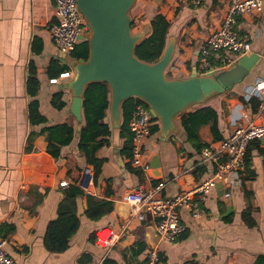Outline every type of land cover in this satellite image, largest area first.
Listing matches in <instances>:
<instances>
[{
	"label": "crops",
	"instance_id": "1",
	"mask_svg": "<svg viewBox=\"0 0 264 264\" xmlns=\"http://www.w3.org/2000/svg\"><path fill=\"white\" fill-rule=\"evenodd\" d=\"M263 1V0H262ZM53 0H0V238L6 239V252L18 264H102L109 256L118 264H141L142 252L135 259L123 252L142 241H156L155 219L146 211L139 220L132 212L126 196L134 189H148L155 182H162L161 195L171 198L180 191L192 188L210 177L214 171L211 162H201L200 154L182 135L181 116L175 120L177 130L163 137L159 130L150 134L144 145L150 164L156 157L160 177L136 174L127 156L122 152L125 138L120 129L113 130L110 115L106 122L110 135L96 156L103 160L96 184L93 166L82 161L81 176L76 183L83 195L76 199L79 227L69 239L68 247L61 252H50L44 244L48 223L57 215V208L67 187H59L67 179L68 164L61 156L53 159L46 152L43 135L37 134L28 142L31 132L38 133L44 126L69 123L75 127V139L63 153H77V133L80 131L70 113L71 93L65 87L72 76L68 57L62 58L49 35V25L55 20ZM226 11V0H205L194 7L186 0H136L130 10L132 30L149 34V24L156 14L169 22V33L175 36V52L169 66L172 77H187L198 67L200 47L212 29L218 28ZM238 32L251 42V53L259 55L250 71L233 65L216 69L218 74L233 75L229 89L232 96H216L209 104L219 117L223 137L235 125L246 124L252 119L264 118V105L252 112L240 100L246 87L257 78L264 79V1L262 11L237 20ZM170 34H168L169 37ZM87 34L82 37V42ZM250 53V54H251ZM249 55V54H247ZM71 56V55H70ZM244 56V55H243ZM242 57V56H241ZM240 58V57H239ZM70 59V58H69ZM51 61L67 69L56 78L47 75ZM33 68L38 80L36 99L46 122L31 125L27 79ZM214 74V73H213ZM229 85V84H228ZM62 92L65 106L56 109L51 104L54 94ZM154 122L152 123V125ZM82 125V124H81ZM262 150V152H261ZM84 174L89 175L85 187L80 185ZM27 199L18 202L20 187ZM224 190L226 199L211 188L203 204L204 212L192 217L187 211L180 216L185 231L175 242L159 244L160 264H264V143L249 145L245 170L229 177ZM223 192V191H222ZM86 195L112 202V211L97 220L85 216ZM232 206L227 211V206ZM249 210L254 225H247L241 213ZM94 232L95 240L89 237ZM80 257L87 258L82 263Z\"/></svg>",
	"mask_w": 264,
	"mask_h": 264
},
{
	"label": "built area",
	"instance_id": "2",
	"mask_svg": "<svg viewBox=\"0 0 264 264\" xmlns=\"http://www.w3.org/2000/svg\"><path fill=\"white\" fill-rule=\"evenodd\" d=\"M55 20L49 25V35L62 55H71L82 37L88 34L87 24L77 8V0H53ZM191 6H198L205 0H186ZM262 0H226V11L218 28L209 32L200 47L197 73L211 74L216 69L233 65L239 57L251 53L249 37L238 32L237 20L244 16H252L262 11ZM87 37V36H86ZM244 97H255L260 101L259 108L264 105V79L257 78L246 87ZM128 122L131 133L130 155L127 160L130 165L140 169L146 175L149 168L144 145L150 135L152 116L148 106L137 98ZM264 143V118L261 121L252 119L246 124L235 125L229 135L201 149V162H211L214 165L212 175L194 185L192 188L180 191L171 198L161 195L162 182H155L148 189H134L126 198L132 205V213L142 220L148 211L155 219L157 240L150 245L141 264H160L159 244L175 242L185 231V224L180 214L187 211L196 218L203 214V204L211 188L217 181L223 182L222 197L230 196L224 190L229 177L239 175L245 170V154L250 142ZM67 179L59 181V187H67ZM27 199L24 187H20L17 200ZM6 239L0 238V264H18L5 250Z\"/></svg>",
	"mask_w": 264,
	"mask_h": 264
},
{
	"label": "trees",
	"instance_id": "3",
	"mask_svg": "<svg viewBox=\"0 0 264 264\" xmlns=\"http://www.w3.org/2000/svg\"><path fill=\"white\" fill-rule=\"evenodd\" d=\"M169 22L162 14H156L150 21L149 34L143 37L135 47V56L144 62L152 63L159 59L166 45L169 34ZM133 28V22H132ZM71 56L77 60H85L88 56L87 37L80 42ZM171 64V62H170ZM169 64V66H170ZM166 68V75L172 77L171 72ZM67 69L66 66H60L56 61H51L47 75L50 78L58 77ZM215 72H212V74ZM27 91L31 98L29 102V122L31 125H39L46 122V118L39 110V103L36 99L38 91V80L35 77L33 68L30 69L27 79ZM225 96H232V89L225 91ZM220 94L218 96H221ZM235 94V93H234ZM217 96V97H218ZM216 98V97H215ZM214 99V98H213ZM239 100L252 112H256L260 101L251 97L246 99L244 96H239ZM210 101V100H209ZM209 101L196 105L181 116L182 135L194 150L195 153L201 152V149L209 146L211 143L224 139L222 131L219 127V117L216 109L209 104ZM51 104L56 109H62L65 102L62 99V92L54 94L51 98ZM134 106V99L126 100L121 107V125L120 133L125 138L122 152L130 155L131 133L128 129V122ZM109 111V89L106 83L95 82L86 86L83 105H82V125L77 133V153H63V149L72 144L75 139V127L69 123H57L54 125L42 127L38 133L31 132L28 136V142L35 135H43L46 141V152L53 159H58L61 156L68 164L67 177L71 181L66 191L63 194L62 200L57 208V215L52 219L47 226L44 244L50 252H61L68 247L69 239L74 235L79 227V219L76 212V199L83 195L82 189L76 185L81 171L82 161L93 166V181L96 184L103 160L96 156V152L103 146L104 140L110 135V126L106 122V116ZM75 119V118H74ZM157 119L153 118L154 124L150 128V134L159 130ZM255 143L252 141L249 143ZM249 145L245 154V162L249 154ZM262 152V150H261ZM79 157H83L82 161ZM141 175L140 169L134 171ZM85 216L91 220H97L109 214L112 211V202L107 199L98 198L92 195H86ZM241 217L247 225H254L255 221L251 219L249 210H244ZM95 234L92 232L89 239L95 240ZM147 251L146 245L142 241H137L123 252V257L130 253V261L136 260L138 255ZM146 254V253H145ZM135 259H132V256ZM87 258L80 257L79 262L86 261ZM102 264H118V262L106 256Z\"/></svg>",
	"mask_w": 264,
	"mask_h": 264
},
{
	"label": "water",
	"instance_id": "4",
	"mask_svg": "<svg viewBox=\"0 0 264 264\" xmlns=\"http://www.w3.org/2000/svg\"><path fill=\"white\" fill-rule=\"evenodd\" d=\"M135 1L77 0V8L88 29V56L85 60H77L65 55L72 69V76L65 87L71 93L69 110L78 129L82 124L84 92L90 83L103 82L108 86L113 130L120 129L122 104L128 99L137 98L148 106L152 118L159 122L161 135L167 137L177 130L175 118L178 115L225 93L234 78L231 73L200 75L195 67L187 77L167 76L165 70L175 52V36L172 33H169L158 60L152 63L139 60L135 56V47L143 38V33L132 30L130 16ZM258 59L256 53L244 55L234 67L250 71ZM150 165L147 173L158 179L160 175L155 171L159 165L156 157ZM88 179L89 175L84 174L80 185L85 187ZM214 187L221 195L223 182L217 181ZM226 208L229 212L232 206ZM154 243L150 241L149 245Z\"/></svg>",
	"mask_w": 264,
	"mask_h": 264
},
{
	"label": "rangeland",
	"instance_id": "5",
	"mask_svg": "<svg viewBox=\"0 0 264 264\" xmlns=\"http://www.w3.org/2000/svg\"><path fill=\"white\" fill-rule=\"evenodd\" d=\"M87 35H88V34H87ZM62 58H63V59H66L67 56H65V55L63 56V55H62ZM218 77H219V76H218ZM220 78H221L222 80H224L222 77H220ZM233 94H234V93H233Z\"/></svg>",
	"mask_w": 264,
	"mask_h": 264
},
{
	"label": "bare ground",
	"instance_id": "6",
	"mask_svg": "<svg viewBox=\"0 0 264 264\" xmlns=\"http://www.w3.org/2000/svg\"><path fill=\"white\" fill-rule=\"evenodd\" d=\"M6 250V249H5Z\"/></svg>",
	"mask_w": 264,
	"mask_h": 264
}]
</instances>
